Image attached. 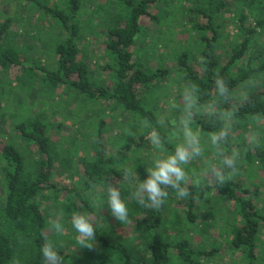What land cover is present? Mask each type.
Returning <instances> with one entry per match:
<instances>
[{"label": "trees", "instance_id": "trees-1", "mask_svg": "<svg viewBox=\"0 0 264 264\" xmlns=\"http://www.w3.org/2000/svg\"><path fill=\"white\" fill-rule=\"evenodd\" d=\"M176 0H115L118 9L113 23L107 30L104 43L108 62L101 65L102 71L108 74L109 80L97 83L82 56L83 30L82 19L78 15L83 0H66L65 7L43 5L37 7L46 15L59 23L60 36L54 44V66L27 65V58L22 55L20 47L6 45L13 37L10 17L0 21V68H22L30 78L41 76L54 88L74 92L79 101L95 100L110 102L116 108L137 116L145 127L141 135L123 134L119 139L121 148L109 152L99 135L106 125L101 121L99 135L91 155L82 158L83 177L78 184H58L52 181L56 164L55 144L49 134L48 123L40 118H28L15 127L17 138L35 153L36 165L27 158L18 142L4 144L2 153V178L4 181V197L0 201V264H21L23 252L28 254L26 264H43L41 246L47 242L52 244L49 232L50 222L42 208L40 199L47 193L63 195L71 202L70 208L78 215H85L89 208L87 198L93 189L105 186L109 180L117 182L123 173L139 183L145 175L141 165L134 169L118 168L130 157L135 148L151 142L150 134L159 133L160 146L174 150L175 145L168 140V129L164 130L157 112L149 108L146 95L150 93L164 77L176 72L189 88L195 86L194 102L190 105V118L187 121L201 135L211 137L225 130L227 136L217 145V152L225 156L229 152L227 146L241 160L246 157L248 166L253 164L264 172V144L257 136L249 141L245 133L258 131V121L264 120V43H260V33L264 31V10L252 16L241 11L238 17L241 39L232 48L230 55L218 53L217 43L221 35L216 19L228 6L230 0H199L194 9L197 21L192 25L198 34L200 43L198 66L192 64L190 55L183 51L177 56V67L145 66L136 56V47L143 30L142 20L150 19L160 23L161 18L154 13L155 7L168 5ZM254 4H264V0H248L247 8ZM222 78L228 88L227 96H220L213 81ZM245 93L242 95V91ZM233 120V124L229 123ZM253 132V131H252ZM240 134V135H239ZM244 134V135H243ZM254 134V133H253ZM256 135V134H254ZM260 136V135H259ZM242 137V138H241ZM161 146V147H162ZM118 147V146H117ZM236 160V159H235ZM240 166V165H239ZM238 168L235 162V170ZM250 171V170H249ZM241 179L226 178L222 183L208 177L186 184L188 195L183 197L187 206L189 222L196 223L195 210L202 205H209L214 200L223 199L231 210L232 219L228 231L229 245L234 252L254 264L258 258V234L264 224L258 199L264 196V181L254 183L248 188ZM127 183V182H126ZM126 195H130L133 187L126 184ZM163 205L167 204L170 193ZM176 193V192H175ZM136 209L146 211L133 201ZM162 205V206H163ZM161 206V207H162ZM160 207V208H161ZM160 208L147 211L143 218L141 233L147 236L146 264H213L220 250L217 247L201 248L191 243L189 238L167 240L157 230L161 227ZM148 216V217H147ZM95 227V226H94ZM98 253L107 260H121L123 264H132V253L125 243L108 239L99 227H95ZM63 264H68L71 255L57 250Z\"/></svg>", "mask_w": 264, "mask_h": 264}, {"label": "rangeland", "instance_id": "rangeland-1", "mask_svg": "<svg viewBox=\"0 0 264 264\" xmlns=\"http://www.w3.org/2000/svg\"><path fill=\"white\" fill-rule=\"evenodd\" d=\"M40 2L43 5L65 7L66 0H0V21L10 17L13 37L6 45L20 47L22 55L27 58V65L53 67L55 62L54 44L60 36L59 23L51 16L46 15L36 6ZM115 0H83L78 15L82 19L83 43L82 56L89 65L93 77L97 83L109 80L108 74L102 71L101 65L108 62L104 43L107 39V30L113 23V18L118 12L114 6ZM199 0H176L168 5L155 7L154 13L161 18L160 23L152 22L145 18L142 20L143 30L136 47V56L143 61L145 66L157 68L177 67V56L183 51L190 55L194 67L198 66L200 43L198 34L193 29L197 21L194 9L199 5ZM248 0H230L228 7L216 19L221 35L217 43L218 53L223 56L231 54L232 48L241 39V30L238 17L241 11L248 15L249 22L253 23L252 16L260 10H264V4H254L247 8ZM260 43H264V31H261ZM22 68H0V167L2 162L1 150L7 142H18L25 155L33 165H36L35 153L31 147L21 143L17 138L15 127L21 121L28 118H40L48 123L49 134L55 144L56 164L52 181L58 184L80 185L83 177L82 158L91 155L94 150L96 138L99 135L101 121L106 123L102 127L100 140L109 152H116L121 148L120 137L123 134L141 135L145 127L137 116L116 108L106 101H79L74 92L66 89L54 88L41 76L30 78ZM189 89L186 81L176 72H171L164 77L150 93L146 95L148 107L153 108L164 130L168 129V140L176 146L182 139V121L190 118V105L194 102V95L185 99V90ZM245 91H242V95ZM229 123H234L229 120ZM258 131L245 133L247 140L253 136L264 144V120L258 121ZM189 127L200 139L202 155L189 160L185 166L188 176L187 183L205 179L215 180V176L208 171L209 165L217 170H222L226 178L241 179L243 185L253 188L254 183L264 181V172L259 167L248 166L246 157L241 160L235 158L238 168L230 170L222 163L224 155L217 152L219 147L211 144L210 137ZM230 130L228 126H225ZM231 131V130H230ZM256 135H254V134ZM240 135V134H239ZM260 135V136H259ZM242 138V137H241ZM118 146V147H117ZM162 146V145H161ZM159 147V150L151 143L135 148L130 157L118 168L134 169L135 165L143 168L151 163L158 155H167L173 150L167 147ZM225 155H231L232 149ZM221 150V149H219ZM240 165V166H239ZM250 170V171H249ZM121 181L109 180V183L119 185L122 198L129 205V222L120 224L109 214L106 207V186H99L88 194L89 208L84 209L86 216L91 218L95 227H99L101 233L105 232L109 240L125 243L132 253V264L148 263L146 250L147 236L141 233L143 218L146 211L136 209L131 196L126 195V184L135 187L136 180L123 175ZM127 182V183H126ZM4 181L0 168V201L4 197ZM264 193V189H263ZM262 212H264V196L258 199ZM43 210L49 222V232L52 236V244L56 250H63L71 255L68 264H123L121 260H107L98 253L97 242L93 246L83 248L76 243L77 233L71 226V218L78 215L70 208L71 202L65 200L63 195L47 193L40 199ZM187 206L182 198L174 191L170 193L167 204L160 208L163 223L157 230L170 241L189 238L192 244L201 248L217 247L220 252L213 264H249L241 257L239 252H234L229 245L228 231L232 219L231 210L223 199L214 200L209 205L199 206L196 223L189 222L187 218ZM148 217V216H147ZM58 221L63 226V231L55 232L51 225ZM231 221V223H230ZM258 234V258L254 264H264V224ZM29 255L22 254L21 264H26Z\"/></svg>", "mask_w": 264, "mask_h": 264}, {"label": "clouds", "instance_id": "clouds-1", "mask_svg": "<svg viewBox=\"0 0 264 264\" xmlns=\"http://www.w3.org/2000/svg\"><path fill=\"white\" fill-rule=\"evenodd\" d=\"M216 90L220 96L228 95V88L222 78H217L213 81ZM196 91L195 86L185 90V99H188ZM182 139L176 144L174 150L167 155H158L151 160V163L145 167L144 178L135 184L130 196L136 204L140 205L146 210H158L165 202L169 195L168 190H175L176 195L180 198L188 195L186 184L188 176L185 166L189 160L202 155V147L199 136L191 130L186 121H182ZM227 136V130H221L218 134L210 137L213 146L218 145ZM151 143L159 150L160 138L159 133L153 131L150 134ZM236 153L225 155L223 158V166L228 169L235 168ZM211 175H214L218 182L225 180V175L222 170H217L213 165H209L208 169ZM125 175L130 173L125 172ZM106 207L111 215L120 224H127L129 222V205L125 199L122 198L119 185L109 183L106 186ZM71 226L78 234L76 243L83 248H91L92 241L96 238L93 222L89 216L73 215L71 218ZM52 229L60 233L63 231V226L58 221H54L51 225ZM45 238V243L41 246V256L43 264H63V260L59 255L56 247L47 242V237L41 233Z\"/></svg>", "mask_w": 264, "mask_h": 264}]
</instances>
